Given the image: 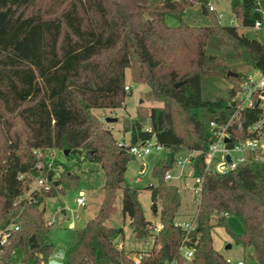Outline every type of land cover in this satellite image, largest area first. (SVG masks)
<instances>
[{
	"label": "trees",
	"instance_id": "trees-1",
	"mask_svg": "<svg viewBox=\"0 0 264 264\" xmlns=\"http://www.w3.org/2000/svg\"><path fill=\"white\" fill-rule=\"evenodd\" d=\"M56 1L44 9L41 0H0V228L12 225L0 264H49L56 252L41 206L81 183L67 161L50 155L56 150L65 160L95 162L105 172L101 204L76 230L68 264H135L115 242L124 238V227L108 224L119 190L121 215L134 236L153 238L139 264H187L180 251L185 237L195 249L190 264H234L215 248L214 226L225 227L264 264V160L248 153L246 163L225 172L207 170L205 163L215 138L211 122L222 126L229 121L247 79L231 63L264 73V42L246 33L256 29L257 21L261 27L256 30L264 29V0H230L234 25L222 23L209 0ZM195 4L204 17L198 24L188 13ZM223 45L233 58L219 53ZM231 68L236 76L229 74ZM127 70L133 82L148 85L150 102L162 104L137 110L122 123L130 143L155 136L169 151L153 168L158 183L149 185L160 206H154L163 224L158 232L150 229L155 222L145 215L139 188L126 183L131 155L121 152L113 132L92 112L124 107L130 92ZM222 82L231 87L221 89ZM234 121L227 128L228 145L264 137V108L245 107ZM257 122L262 128L250 130ZM35 150L43 153V169L37 167ZM182 152H196L192 176L203 177L195 228L188 235L174 223L182 197L166 178ZM56 165L65 171L55 177ZM42 174L50 176V190L26 195L30 181ZM230 216L243 224V234L230 228Z\"/></svg>",
	"mask_w": 264,
	"mask_h": 264
},
{
	"label": "rangeland",
	"instance_id": "rangeland-1",
	"mask_svg": "<svg viewBox=\"0 0 264 264\" xmlns=\"http://www.w3.org/2000/svg\"><path fill=\"white\" fill-rule=\"evenodd\" d=\"M41 7L46 9L49 6L56 5V0H41ZM159 1V0H155ZM213 5L217 13H221L222 22L226 25L237 24L236 21L231 22L234 16L231 12L230 0H209ZM59 4V2H58ZM57 4V5H58ZM190 12L189 18H195L196 23H201L204 19L201 14V9L198 4H195L188 10ZM170 24H176V21L169 18ZM246 33L252 37H256L260 41L264 42V29L246 31ZM228 58H233V52L227 45L221 47L220 52ZM231 67H235L236 71L244 73H250L254 71L250 66L241 64L239 62H232ZM230 71H235L233 68ZM126 84L130 86V92L128 93L125 105L118 109L109 108H93L92 112L97 114L104 125L108 127L116 137L117 141L123 138L122 123L124 117H134L137 114V110H142L146 107L162 105L160 102H150L148 100L149 87L146 84H138L132 81L131 71L127 70ZM231 87L228 82L221 83V89ZM264 106V99L262 101ZM127 136V135H126ZM128 138V136H127ZM166 148L152 149L150 153L143 157H135L131 159L127 165V171L125 173L126 183L129 185L139 188V199L142 203L145 215L148 220L154 222L158 221L159 218L154 212V201L151 196V189L149 185H156L158 178L153 175V168L155 164L165 158L168 154ZM234 158L237 153H232ZM196 152H182L176 154V159L182 158V163H176L172 170H170L171 178L168 181L176 185L180 191L182 201L178 211V217L182 220H191L195 217L198 210V199L200 197L199 191H196V178L192 176V169L190 162L186 161V158L195 156ZM57 156L58 159L67 161L71 166V170L78 174L81 178V183L78 186L67 189L64 194H58L54 197L46 198L41 208L44 209V217H54L60 223L55 224L49 228L50 242L56 246V252L49 264H68L67 252L69 246L73 243L76 237V230L83 227L85 223L93 218L101 204L103 196V185L105 182V172L102 166L95 162L90 161H78L65 160L64 156L59 151H53V157ZM224 160L225 158L221 153H217L209 165V169L214 172L224 171ZM54 175L59 176L65 171L62 165H56L53 169ZM36 185V178L30 181V189L26 192L28 195ZM80 190L86 193L87 203L85 207L78 206L76 199ZM121 190L118 191L117 199L115 204L117 210L115 214L108 220V224L123 226L125 228V236L122 238L118 236L115 238L116 244L124 243L125 249L134 255L137 250L140 249H151L153 246V238L149 237L146 240L137 239L129 224V221L123 219L121 215ZM160 208L159 204H157ZM66 211L63 212L62 210ZM79 215V219H75V215ZM230 228L237 234H243L244 226L235 217L230 216L228 219ZM74 223V228H70L69 225ZM213 244L217 250H219L226 259L232 262L243 261L245 264H260L253 256L252 248H244L241 244L237 243L234 238L226 231L223 226H214L212 229ZM231 245L228 247V245ZM191 260H187V264H190ZM15 263H19L18 261Z\"/></svg>",
	"mask_w": 264,
	"mask_h": 264
},
{
	"label": "built area",
	"instance_id": "built-area-1",
	"mask_svg": "<svg viewBox=\"0 0 264 264\" xmlns=\"http://www.w3.org/2000/svg\"><path fill=\"white\" fill-rule=\"evenodd\" d=\"M210 8L212 10H215L213 5H210ZM216 11V10H215ZM218 16L222 22V14L218 13ZM231 22L235 21L234 19L230 20ZM223 23V22H222ZM261 27L260 21H257L255 23V28L259 29ZM125 89L127 91H130V86L126 85ZM239 97V103L237 104V109H235V112L231 115L229 121L222 126H218L217 123L214 121L211 122V126L215 135L214 140L210 143L209 148L205 155V163L207 166V170L209 169V165L211 164L213 157L217 153H221L224 160V171H228L230 169H234L238 167V165L242 163H246L248 161L247 154L251 153L253 154V158L255 161H263L264 160V137L261 138H244V139H238L235 141L232 145H228L229 141H226V139H231V135L228 132L227 128L229 125L235 123L234 118L239 110L245 108V107H262V101L264 99V73L258 69H254V71L247 74V79L245 83L242 85V88L238 94ZM258 104V105H257ZM240 125V123H239ZM262 128V123L257 122L254 123L250 130H260ZM118 146L121 147V149H125L126 152H128L130 155H134L135 157H143L151 152L152 149H162L164 148L161 144H159L156 141L155 136H153L151 139L145 141V142H138L135 144L130 143L126 139H121L118 141ZM237 153V156L234 158L232 153ZM35 153L40 158V160L37 163V167L40 169L44 168V162L41 160V157L43 156V153L41 150H35ZM50 155L53 157V153H50ZM227 155H230V160H227ZM177 163H182L183 159L178 158L176 159ZM187 162L191 163V158H186ZM53 163V158L50 159L49 165L51 166ZM24 175H20L22 178ZM166 178H171L170 172L166 174ZM203 177H196V191H199L201 193V183H202ZM50 183V176H47L46 174H42L41 176L36 178V185L32 189V191H42V190H50L51 188ZM31 191V192H32ZM29 193L28 195H30ZM76 202L78 206L85 207L87 203V197L86 193L83 190H80L76 199ZM75 219H79V215L74 216ZM60 223L57 219L54 217L45 219V224L47 228L53 227L55 224ZM175 225L178 227L183 228L186 231V234L188 235L189 232H191L195 228V218L191 220H182L179 218H176ZM70 228H74V223H71L69 225ZM15 229H18V226L14 227ZM163 228V224L160 221L155 222L150 226V229L154 232H158ZM12 234V225H9L4 228H0V254H1V246H3L8 239L11 237ZM187 237L184 238L183 242L180 246V251L182 255L187 259L191 260L194 256L195 249L193 247H190L186 242ZM117 248H123V244L119 243L117 244ZM147 251H138L135 252L134 255H131L133 261L135 264H139L146 256H148ZM229 262H232L231 260L227 259ZM234 264H245L243 261H237L233 262ZM19 264V263H15ZM45 264V263H42ZM168 264H174V262L168 263Z\"/></svg>",
	"mask_w": 264,
	"mask_h": 264
},
{
	"label": "water",
	"instance_id": "water-1",
	"mask_svg": "<svg viewBox=\"0 0 264 264\" xmlns=\"http://www.w3.org/2000/svg\"><path fill=\"white\" fill-rule=\"evenodd\" d=\"M229 74H231V75H237V72H234V71H229ZM180 83H177L176 84V86H178ZM258 105V104H257ZM226 141H229V139H226ZM121 152L122 153H126V150L125 149H121ZM67 153V152H66ZM135 158V156L134 155H131V159H134ZM227 160H230V155H227ZM157 204L156 203H154V206H156ZM154 212L156 213V209L154 210ZM231 245L229 244L228 245V247H230Z\"/></svg>",
	"mask_w": 264,
	"mask_h": 264
},
{
	"label": "crops",
	"instance_id": "crops-1",
	"mask_svg": "<svg viewBox=\"0 0 264 264\" xmlns=\"http://www.w3.org/2000/svg\"><path fill=\"white\" fill-rule=\"evenodd\" d=\"M126 135L128 136V134H123V138L122 139H127V136ZM62 211L65 212L66 210L63 209ZM154 222H156V221H154ZM124 230H125V228H124ZM122 244H123V247H125V244L123 242H122ZM148 250H150V249H140V250H137L136 252H138V251H148Z\"/></svg>",
	"mask_w": 264,
	"mask_h": 264
}]
</instances>
